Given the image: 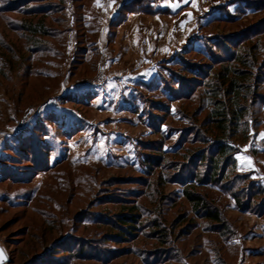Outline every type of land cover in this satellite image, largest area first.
Returning a JSON list of instances; mask_svg holds the SVG:
<instances>
[{"label":"rangeland","instance_id":"1","mask_svg":"<svg viewBox=\"0 0 264 264\" xmlns=\"http://www.w3.org/2000/svg\"><path fill=\"white\" fill-rule=\"evenodd\" d=\"M143 1L0 0V245L6 264H219L218 251L230 264H240L245 250L235 241L257 239L256 219L227 209L235 199L218 187L208 193L232 227L230 240L202 228L179 237L177 214L193 207L177 180L189 161L168 156L166 164L179 162L168 166L175 170L156 165L145 172L139 155L147 144L162 141L174 152L178 140L192 136L186 128L197 116L204 120V107L211 106L195 95L212 76L206 77L211 62L202 55L216 51L214 42L232 55L235 48L225 41L264 23V0H194L175 17L161 10L138 12ZM163 1L146 0L141 7L148 2L158 10ZM139 14L143 20L129 19ZM29 24L54 37L31 36ZM257 63H264V54ZM258 65L252 82L264 74ZM211 68L218 72L222 66ZM143 73H155L154 79L130 84L144 79L137 77ZM113 81H120L118 89ZM163 106L170 111L162 112ZM255 139L251 132L238 143L240 151L250 148L257 155L262 147ZM159 176L168 180L155 197L162 216L149 196ZM135 198L138 231L117 243L105 239L123 228L102 220H116ZM246 212L264 215L260 209ZM158 216L168 229L177 228L171 243L182 255L173 250L167 260L169 251L152 238L151 221ZM248 247L254 256L248 263L264 259L253 240ZM260 254L262 259L255 256Z\"/></svg>","mask_w":264,"mask_h":264},{"label":"trees","instance_id":"2","mask_svg":"<svg viewBox=\"0 0 264 264\" xmlns=\"http://www.w3.org/2000/svg\"><path fill=\"white\" fill-rule=\"evenodd\" d=\"M33 1L34 0H28V2L31 3H33ZM145 1L146 0L139 3L140 6L136 9L138 12L151 15L159 13L160 10H156L155 6L153 4H147L148 2L145 6L141 7V5H144ZM144 7H146L147 10H143L142 8ZM222 7V5L216 6L213 7V9L217 11ZM28 10L32 9L28 8L27 11ZM221 18H225L226 20L230 19L229 16L220 17V19ZM27 27H29L27 32L33 37H54L44 34L45 32L40 30L43 29V27L38 28L31 24ZM261 27L262 29L260 30ZM249 31L253 32L251 33ZM263 35L264 23L261 22L253 26L247 32L229 37L228 40L225 41L226 45H231L235 48V52L230 56H228V52L226 54L222 51L217 42H214L216 51L212 49L209 57L202 55V57L207 58V60L211 62L210 69L208 70L209 73L206 74V77H208L210 73L212 76L208 77L207 83L204 82L202 86H198L195 92L197 97H201V100L203 99V105L207 103L210 104L211 102V106L204 107V109L207 110V116L201 121L197 116L195 123L186 128L192 136L190 138H181L178 140V148L174 152H167V149H164L162 141L159 144H154V146H152V144L150 145V143L147 144V148L143 154L139 155L141 156L139 163H141L142 169L145 170V172H152L150 169H154L156 165H159L160 167H158L162 170L164 168L166 170H175L177 167L168 169V166L175 164L177 166L179 162L174 161L172 164H166L168 156H177L179 158L181 157L182 160L188 159L189 161V163H187L189 164V169H184L186 174L182 172L177 180L182 187V196H184L193 207L191 213L186 210L180 211L177 214L176 225L179 227L181 233L179 237L191 236L194 231L202 228L206 232L219 233L224 241L230 240L229 236L233 233L232 227L221 214V210L218 209L215 203L210 199L208 193V191L214 187L221 188L225 192L230 193L243 212H252V210L260 209V213L264 214V186L256 183L255 180L252 179V172H240L237 161V155L241 152L238 143L243 142L245 139L247 140L251 132L257 135L263 125V112L261 108L264 107V74H261L259 77L256 76L254 82H252L254 75L253 70L258 65V56L264 54V41L261 40ZM252 39L255 40L256 43L253 44V46L247 47L246 43L250 42ZM62 40H64V36L59 37V41L62 42ZM38 47L39 46H35V48ZM263 65L264 63L258 65V70L264 69ZM215 66H222V69L218 72H210L214 69L211 67ZM193 72L198 71L193 69ZM202 79L205 80L206 78L203 77ZM211 80L215 82L211 84ZM176 99H180V97ZM185 99H189V97ZM211 99L214 101H211ZM163 107L162 112L168 113L170 111L168 106ZM209 107L210 110L207 109ZM258 108H260L259 113L256 111ZM151 129L153 130L152 127ZM153 132L155 134V131ZM156 133L160 135V132L156 131ZM185 134H187L186 131ZM180 171L181 170L177 173H181ZM165 184H168V180L162 179L161 177L157 181L156 190L151 183L149 186V189H152L149 196H153L151 198H154L153 203H155L158 210L157 212L161 216L163 213L161 200L157 201L158 199H155V197H160L159 189ZM238 186L241 188L237 189ZM198 189H203L206 193ZM259 198H263L261 200L262 204H260ZM130 201H133L132 205L129 204L130 206H124L122 213L115 214L117 217L116 220H114L115 222L110 218L102 220L106 224H112L113 227L116 223V225L123 228L119 236L110 234V236L105 239H113V241L117 243L116 239L125 240L131 238V236L135 235L134 233L138 231L141 214L138 212L139 208L136 205V198ZM125 203L128 204L127 202ZM151 222L154 228V231L151 232L152 238L158 240L164 245L163 247L169 251L166 253V256L169 255L167 260L172 259L171 253L173 250H175V252L179 251V254L182 255V251L179 248H175V245L171 243V237H173V234L175 235V230L177 228H175V230H173L174 228L168 229L167 226H164L163 223L159 221V216ZM167 245H169V247ZM109 254L111 253H107V255ZM216 254V256L219 257L217 260L219 264H230L225 259L223 251H218ZM155 258L157 261L158 257L156 256Z\"/></svg>","mask_w":264,"mask_h":264},{"label":"crops","instance_id":"3","mask_svg":"<svg viewBox=\"0 0 264 264\" xmlns=\"http://www.w3.org/2000/svg\"><path fill=\"white\" fill-rule=\"evenodd\" d=\"M192 3H194V0H193V2H192V0H164L161 4H159L157 6V9L161 10L163 12L168 11L169 13H166V14H170L169 16L175 17L179 13V11H181V9H183V7L188 6L187 8H192ZM141 15L142 14L131 15L129 17V19L137 17V18H140V20H143ZM141 76H144V79H142V80L136 79L133 82H131L130 84H134V83L140 82V81H142L143 84H149L151 82V80L154 79L155 73H154V75L147 74V73L137 74V77H141ZM117 82H118V84H117ZM119 82L120 81H113L112 82L113 88H114L113 90L119 88V85H121ZM119 94H120V92H119ZM255 144L256 145L259 144V145H261L260 147H262V148L258 149L257 155H255L256 153L251 151L250 148L248 149L249 151L248 150L242 151L241 153H239L237 155L238 167H239V171L252 172L253 175L255 177H257V179L261 183V185L264 186V173L262 171L264 163H263L262 158H261L264 155V146H263V144H264V124L262 125V127L260 128V130L258 131V133L256 135ZM255 151H256V148H255ZM224 195H226V194H224ZM230 200H231L229 202L230 204L226 206L227 209L229 208L232 211H236V212L238 211L239 213H241V215L246 216V217H248V216L253 217L254 219H256L255 224L257 225L253 229V233H255L257 235V237H256L257 239H254L253 237H251V238L248 237V239L244 238L242 240L241 237L240 238L238 237V239L235 241V243H239L241 246H243L244 250H245V254L244 255L242 254L243 260L240 262V264H264V259L260 262L248 263L250 258L254 257V256L248 255L249 254L248 251H250V248L248 246L250 245L251 240H253L254 245H256V247H254V248H257V249L261 250V252H264V215L261 217L260 216L258 217V216H253L247 212L239 211V210H237V206H236L235 201L233 199H230ZM257 249H255V250H257ZM244 250H243V252H244ZM255 256H257V257L261 256L260 259L263 258V254L255 255Z\"/></svg>","mask_w":264,"mask_h":264},{"label":"water","instance_id":"4","mask_svg":"<svg viewBox=\"0 0 264 264\" xmlns=\"http://www.w3.org/2000/svg\"><path fill=\"white\" fill-rule=\"evenodd\" d=\"M9 262V258L5 250L0 245V264H6Z\"/></svg>","mask_w":264,"mask_h":264}]
</instances>
